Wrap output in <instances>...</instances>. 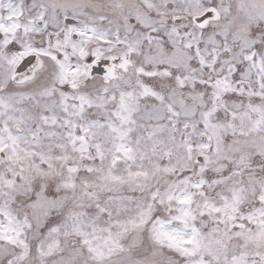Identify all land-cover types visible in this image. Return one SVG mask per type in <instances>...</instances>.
<instances>
[{
  "label": "snow or ice",
  "instance_id": "1",
  "mask_svg": "<svg viewBox=\"0 0 264 264\" xmlns=\"http://www.w3.org/2000/svg\"><path fill=\"white\" fill-rule=\"evenodd\" d=\"M0 264H264V0H0Z\"/></svg>",
  "mask_w": 264,
  "mask_h": 264
}]
</instances>
